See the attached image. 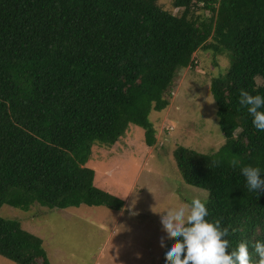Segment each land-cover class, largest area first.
I'll use <instances>...</instances> for the list:
<instances>
[{"label":"trees","instance_id":"1","mask_svg":"<svg viewBox=\"0 0 264 264\" xmlns=\"http://www.w3.org/2000/svg\"><path fill=\"white\" fill-rule=\"evenodd\" d=\"M172 6L176 12L159 0H0V209L123 210L125 199L97 186L86 165L93 146L113 145L130 123L154 146L150 113L168 107L179 72L208 50L231 58L227 72L211 78L226 139L213 153L179 146L176 156L186 181L209 191V218L229 228L230 248L249 242L255 262L264 190L249 191L240 169L264 172V131L239 97L242 89L264 96V0ZM0 254L17 264H51L42 237L1 214Z\"/></svg>","mask_w":264,"mask_h":264},{"label":"rangeland","instance_id":"2","mask_svg":"<svg viewBox=\"0 0 264 264\" xmlns=\"http://www.w3.org/2000/svg\"><path fill=\"white\" fill-rule=\"evenodd\" d=\"M172 1L159 0L176 12ZM194 55L196 66L181 70L168 90V107L150 113L158 129L154 146L146 144L144 128L134 123L113 145L93 146L86 165L96 171L97 186L125 199L123 210L86 204L1 207L2 216L20 220L23 228L42 237L51 264H160L168 238L161 246L165 234L158 212L194 197L208 201L207 189L186 181L176 148L207 155L225 142L211 78L226 73L231 58L202 49ZM38 263L43 264L41 259ZM0 264L17 263L0 254Z\"/></svg>","mask_w":264,"mask_h":264},{"label":"clouds","instance_id":"3","mask_svg":"<svg viewBox=\"0 0 264 264\" xmlns=\"http://www.w3.org/2000/svg\"><path fill=\"white\" fill-rule=\"evenodd\" d=\"M239 103L251 114L253 126L264 131V96L242 89ZM231 163L235 165L237 161ZM240 172L249 191L264 190V172L258 165H245ZM158 213L165 234L160 237L161 246L166 238L171 241L164 248L162 264H264V241L254 242L259 257L255 262L250 260L249 242L241 241L235 249L230 248L229 228L221 226V219L209 218L207 201L199 197ZM229 248L231 251H226Z\"/></svg>","mask_w":264,"mask_h":264}]
</instances>
